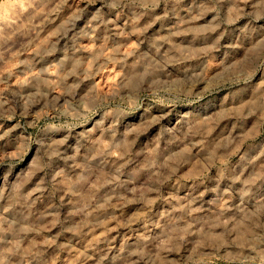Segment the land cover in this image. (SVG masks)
Returning a JSON list of instances; mask_svg holds the SVG:
<instances>
[{"label":"clouds","instance_id":"9594fccd","mask_svg":"<svg viewBox=\"0 0 264 264\" xmlns=\"http://www.w3.org/2000/svg\"><path fill=\"white\" fill-rule=\"evenodd\" d=\"M160 2L0 0V264H264V0Z\"/></svg>","mask_w":264,"mask_h":264},{"label":"rangeland","instance_id":"374dc122","mask_svg":"<svg viewBox=\"0 0 264 264\" xmlns=\"http://www.w3.org/2000/svg\"><path fill=\"white\" fill-rule=\"evenodd\" d=\"M100 0H93L92 4H89V8H95L99 6ZM209 3V0H169V7H172L175 9L176 13H178L179 16L184 17L185 20L188 21V27L192 29L200 30L204 33L210 34L209 30L211 29L212 25L210 23V17L212 13L205 11ZM81 6H83L81 4ZM164 0H161L159 7L155 8L153 10L154 15H161L164 10ZM136 5L135 4H126L124 5V13L122 14L125 19H127L128 15H132L133 11L135 10ZM176 16H171V22H176ZM160 21H157L156 25L154 27H159ZM167 27H170L171 24H167ZM193 33H184L185 36L191 38ZM113 79L112 76H108L105 78L106 81L110 82ZM99 83H104L102 81H98ZM231 107V105H229ZM225 118L231 119L232 117L230 115L224 114ZM40 202H38L39 205ZM56 229L53 228L51 231H55ZM116 231H119V229H113V235ZM121 242H123L121 240ZM78 247V246H77ZM71 264V262H70Z\"/></svg>","mask_w":264,"mask_h":264}]
</instances>
